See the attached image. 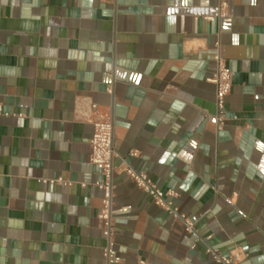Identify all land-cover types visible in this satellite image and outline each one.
<instances>
[{
	"label": "crops",
	"instance_id": "0c3cea01",
	"mask_svg": "<svg viewBox=\"0 0 264 264\" xmlns=\"http://www.w3.org/2000/svg\"><path fill=\"white\" fill-rule=\"evenodd\" d=\"M220 1L0 0V264H108L89 161L105 117L112 264H218L208 247L264 264V0H226L230 14L208 20ZM217 41L233 83L220 129ZM128 165L177 191L197 234ZM58 177L71 185L41 182Z\"/></svg>",
	"mask_w": 264,
	"mask_h": 264
},
{
	"label": "built area",
	"instance_id": "2783aa9c",
	"mask_svg": "<svg viewBox=\"0 0 264 264\" xmlns=\"http://www.w3.org/2000/svg\"><path fill=\"white\" fill-rule=\"evenodd\" d=\"M230 14V5L226 0H221L214 7V14L208 16V20L222 18ZM213 60L215 69L207 78V81L215 85V102L217 106V125L220 129L224 124V114L226 99L232 91V71L229 68L226 59L221 54L220 42L215 43L213 51ZM111 91V89H110ZM99 110V105L91 103L88 111V118L95 115ZM3 106L0 103V116L4 115ZM93 134L90 139V156L89 161L97 167L100 178L95 181L94 185L102 191V207L99 211L98 218L101 222V228L106 244L103 247V257L108 264L116 262L114 255L115 245V221L112 215V206L114 199V158L116 150L114 146V125L111 117L94 118ZM131 156H138L139 152L132 150ZM126 176L143 192L148 194L154 204L172 217L180 219L188 233L197 234L196 220L182 213L176 204L178 196L177 191L173 189L163 190L146 171L138 170L128 165L125 168ZM43 183L71 185L70 181L58 177L56 179H41ZM85 186V184L83 183ZM209 238V237H207ZM198 239H201L200 237ZM207 251L211 254L214 262L218 264H236L234 257L223 254L219 249L208 247Z\"/></svg>",
	"mask_w": 264,
	"mask_h": 264
}]
</instances>
